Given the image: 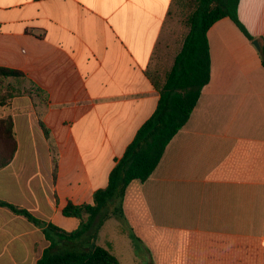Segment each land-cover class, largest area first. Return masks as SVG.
I'll list each match as a JSON object with an SVG mask.
<instances>
[{
    "label": "crops",
    "instance_id": "crops-1",
    "mask_svg": "<svg viewBox=\"0 0 264 264\" xmlns=\"http://www.w3.org/2000/svg\"><path fill=\"white\" fill-rule=\"evenodd\" d=\"M173 9L174 0H0V67L35 91L0 107L18 145L0 170V200L79 227L63 209L94 203L157 107L154 82L182 48ZM238 17L263 46L264 0H239ZM207 38L209 83L152 175L126 190L123 220L140 240L119 227L127 245L104 241L120 264H264V67L230 18ZM48 246L40 227L0 206V264H37Z\"/></svg>",
    "mask_w": 264,
    "mask_h": 264
},
{
    "label": "trees",
    "instance_id": "trees-1",
    "mask_svg": "<svg viewBox=\"0 0 264 264\" xmlns=\"http://www.w3.org/2000/svg\"><path fill=\"white\" fill-rule=\"evenodd\" d=\"M177 4L181 0H174ZM192 11L187 16L189 32L174 65L162 86L154 85L160 93L153 114L142 124L124 154L115 160L108 185L94 192L93 204L75 206L68 203L62 213L79 220V227L67 232L51 223L38 220L27 210L0 200V206L24 216L40 227L49 246L37 264H120L109 249L96 244L99 231L112 218H125L124 197L133 181L144 182L157 168L166 147L186 125L195 109L203 88L211 78V58L207 33L219 20L230 18L244 36L254 41L238 17L239 0H191ZM264 67V45L260 51ZM21 71L0 67V107L7 105L19 92L14 86H3L9 78H23ZM37 94H41L37 90ZM46 136L49 131L40 122ZM18 145L11 116L0 118V170L13 160ZM55 177V173H54ZM161 237L162 232L151 230ZM140 240L135 233L131 235Z\"/></svg>",
    "mask_w": 264,
    "mask_h": 264
},
{
    "label": "rangeland",
    "instance_id": "rangeland-1",
    "mask_svg": "<svg viewBox=\"0 0 264 264\" xmlns=\"http://www.w3.org/2000/svg\"><path fill=\"white\" fill-rule=\"evenodd\" d=\"M191 11H192L191 0H181V3H179V4H177L174 1V9H173V12L168 19V24L171 28L170 31L174 32L173 35L175 36V38L177 37L176 41H177V45H179V48L182 47L183 41L189 32V26L187 24V16L191 13ZM8 85L14 86L8 82L3 86L2 91L5 90V86H8ZM26 85H27L26 83L22 84L21 82H19V84H17V83L15 84V86H17V87H15V86L14 87L17 90H19V92H20L17 95H29V96H31L32 94H35V91ZM37 101H39V99H37ZM123 219H120L118 217H112L105 222L102 229L100 230V237L98 240V243H99L98 245L105 247L104 246L105 239L111 240L117 244L121 242V244L127 245L128 240L126 238H123L122 236H120L118 233L119 227H123L127 231V234H128L127 236L132 237L131 235L134 232L132 231V228L130 227L128 222H126ZM126 253H127V251H126Z\"/></svg>",
    "mask_w": 264,
    "mask_h": 264
},
{
    "label": "water",
    "instance_id": "water-1",
    "mask_svg": "<svg viewBox=\"0 0 264 264\" xmlns=\"http://www.w3.org/2000/svg\"><path fill=\"white\" fill-rule=\"evenodd\" d=\"M253 45L256 47V49L260 52L261 51V45L259 40H254Z\"/></svg>",
    "mask_w": 264,
    "mask_h": 264
}]
</instances>
